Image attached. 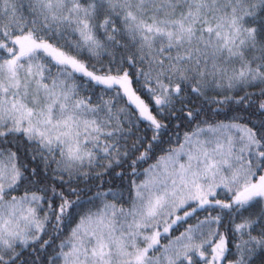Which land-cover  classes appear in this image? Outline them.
<instances>
[{"label":"snow or ice","instance_id":"obj_1","mask_svg":"<svg viewBox=\"0 0 264 264\" xmlns=\"http://www.w3.org/2000/svg\"><path fill=\"white\" fill-rule=\"evenodd\" d=\"M0 264H264V0H0Z\"/></svg>","mask_w":264,"mask_h":264}]
</instances>
